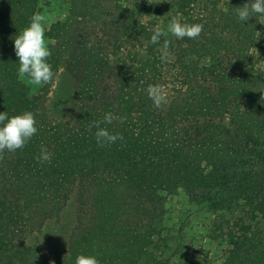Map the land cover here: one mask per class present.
Returning a JSON list of instances; mask_svg holds the SVG:
<instances>
[{
  "label": "rangeland",
  "instance_id": "374dc122",
  "mask_svg": "<svg viewBox=\"0 0 264 264\" xmlns=\"http://www.w3.org/2000/svg\"><path fill=\"white\" fill-rule=\"evenodd\" d=\"M34 2L54 78L36 86L25 77L33 105L10 112L14 41L0 37V112L32 111L52 159L41 163V149L0 152L4 264H73L79 240L95 233L106 249L99 264H221L238 241L209 236L222 212L201 199L195 180L252 173L264 159V16L239 20L249 0ZM177 16L203 25L199 37L168 33ZM156 30L165 35L153 44ZM149 85L164 88L166 105L153 106ZM93 121L123 139L101 147ZM116 144L136 146L122 164L109 155ZM103 188L116 189L109 216ZM256 198L260 221L264 187ZM18 244L23 258L11 251ZM82 252L98 258L91 246Z\"/></svg>",
  "mask_w": 264,
  "mask_h": 264
},
{
  "label": "trees",
  "instance_id": "16d2710c",
  "mask_svg": "<svg viewBox=\"0 0 264 264\" xmlns=\"http://www.w3.org/2000/svg\"><path fill=\"white\" fill-rule=\"evenodd\" d=\"M35 5L34 0H0V37L11 44L10 40H13L16 26L28 25L30 17L34 14ZM19 10L24 13L21 14ZM11 46L12 56L6 62L8 81L11 85L8 98L12 104L9 111L18 113L23 110V106L24 109L31 107L33 99L28 94L29 90L26 88L25 82L18 78V57L15 54L14 45ZM159 58L162 59V55ZM44 143L46 144V140L41 133L37 132L23 147V151L26 154L35 153L42 148ZM114 147L109 155L116 163L122 164L124 159H129L126 156H129L136 146L116 144ZM263 161L258 162L259 166L252 173L246 169L234 170L225 174L216 170L210 175L200 176L195 180L201 199H204L206 204L214 205L215 209L222 212L218 216L219 220L215 222L217 225L209 228V236L214 239L236 238L238 241L226 252L227 254H225L221 264H264V218L256 221L254 208L257 194L264 187ZM114 194H116L115 188H103L101 192L103 210L106 216L111 215V210L116 207L112 200ZM95 237H98V234L95 233L93 237L85 236L79 240L78 247L74 250L73 264H75V258L79 253H85L82 252V247L91 246L98 251L99 261L104 258L106 249H103L99 242H96ZM8 247L9 245L7 246L6 243L4 250L7 251ZM16 247L18 249L16 257L20 255L23 258L26 255L23 250L24 247L18 244L11 251L14 252ZM20 250L22 252H19ZM2 251L3 245L0 246V253ZM5 255L8 257L9 253L6 252ZM11 255L13 258L14 254ZM4 263L5 261L0 254V264Z\"/></svg>",
  "mask_w": 264,
  "mask_h": 264
},
{
  "label": "clouds",
  "instance_id": "9594fccd",
  "mask_svg": "<svg viewBox=\"0 0 264 264\" xmlns=\"http://www.w3.org/2000/svg\"><path fill=\"white\" fill-rule=\"evenodd\" d=\"M236 15L244 23L250 17L264 16V0H249L236 10ZM44 21V16L33 14L28 25L12 37L14 51L19 62L18 78L23 80L27 77L29 82L36 86L49 83L54 78V72L48 60L51 50L45 37L47 29ZM202 30L203 25L182 22L178 16L173 17L167 25V32L179 38L195 39L199 37ZM162 35H165L163 31L156 30L151 36V42L159 43ZM167 47L166 42L164 49L166 50ZM167 56V51H164L163 58H167ZM147 95L157 109L168 103L167 93L160 85H149ZM112 120L111 114L104 116L105 123L111 124ZM91 127H95L96 142L101 147L123 139L119 133H113L107 127H101V123L98 121H93ZM37 132V120L32 111L14 115H9L6 111L0 112V152L4 150L16 152L18 149H22ZM39 159L41 163L51 162L52 155L47 147L42 146ZM51 264H55V261H52ZM75 264H99V260L95 255L79 253L75 258Z\"/></svg>",
  "mask_w": 264,
  "mask_h": 264
}]
</instances>
